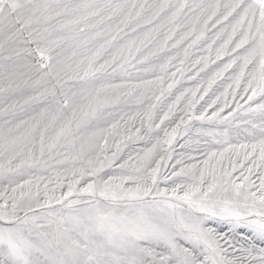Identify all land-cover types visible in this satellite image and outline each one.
<instances>
[{"label":"snow or ice","instance_id":"6c2138e0","mask_svg":"<svg viewBox=\"0 0 264 264\" xmlns=\"http://www.w3.org/2000/svg\"><path fill=\"white\" fill-rule=\"evenodd\" d=\"M0 264H264V0H0Z\"/></svg>","mask_w":264,"mask_h":264}]
</instances>
